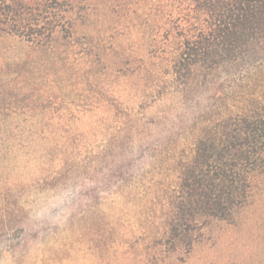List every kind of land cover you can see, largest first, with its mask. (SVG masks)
Returning a JSON list of instances; mask_svg holds the SVG:
<instances>
[{
    "label": "rangeland",
    "instance_id": "rangeland-1",
    "mask_svg": "<svg viewBox=\"0 0 264 264\" xmlns=\"http://www.w3.org/2000/svg\"><path fill=\"white\" fill-rule=\"evenodd\" d=\"M65 1L44 47L0 32V264H264V169L224 217L183 202L209 101L170 88L173 8Z\"/></svg>",
    "mask_w": 264,
    "mask_h": 264
},
{
    "label": "trees",
    "instance_id": "trees-1",
    "mask_svg": "<svg viewBox=\"0 0 264 264\" xmlns=\"http://www.w3.org/2000/svg\"><path fill=\"white\" fill-rule=\"evenodd\" d=\"M164 3L174 13L160 36L170 88L188 109L209 101L195 116L204 125L180 167L183 202L196 217H224L247 198L252 174L264 169V0ZM67 6L65 0H0V32L44 47L67 27ZM181 228L169 226L176 236Z\"/></svg>",
    "mask_w": 264,
    "mask_h": 264
}]
</instances>
